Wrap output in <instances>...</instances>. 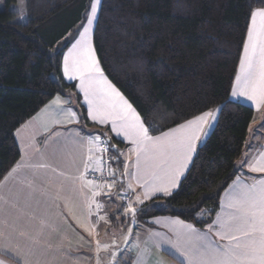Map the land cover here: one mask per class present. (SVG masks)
I'll list each match as a JSON object with an SVG mask.
<instances>
[{
    "label": "trees",
    "instance_id": "obj_1",
    "mask_svg": "<svg viewBox=\"0 0 264 264\" xmlns=\"http://www.w3.org/2000/svg\"><path fill=\"white\" fill-rule=\"evenodd\" d=\"M1 2L0 182L20 158L16 130L55 96L74 92L61 61L91 0H25L23 24L9 9L16 0ZM260 7L262 0H100L92 33L100 69L150 135L219 108L176 190L140 205L136 223L172 217L200 231L211 225L255 118L252 107L229 96L251 12ZM121 166L115 154L118 175ZM122 186H111L115 195ZM116 204L111 222L122 209Z\"/></svg>",
    "mask_w": 264,
    "mask_h": 264
},
{
    "label": "crops",
    "instance_id": "obj_2",
    "mask_svg": "<svg viewBox=\"0 0 264 264\" xmlns=\"http://www.w3.org/2000/svg\"><path fill=\"white\" fill-rule=\"evenodd\" d=\"M259 24L258 18L257 27ZM247 41L248 31L230 95L236 77L239 75L243 78L241 59L245 56ZM63 61L62 58V79L66 83L77 84L75 79L65 76ZM116 91L120 94L117 89ZM104 93L108 96V93ZM73 95L72 92L65 97L55 96L15 132L20 158L0 182V245L6 246L11 253L0 254V261L4 264H18V260L19 264H96V242L101 239L99 229L102 225L99 218L103 216L110 221L109 213L114 208L110 205L105 207L102 201L105 197L112 199V195H115L114 187L105 186L97 192V188L88 183L90 180L86 172L95 167L97 160V134L106 136L112 154L121 158V176L125 179L123 187L127 188L124 193L131 195L130 201L134 192L128 187L129 176H133L132 184L142 190L135 166L136 145L130 138L116 135L111 130V119L99 123L87 116L86 119L82 117L79 107L73 102ZM111 95L108 96L109 100L122 106L120 98H125L121 94L119 97ZM57 98L59 101L54 103ZM237 98L234 100L239 102L240 99ZM69 113H75V119ZM96 124L104 126V129H93ZM250 130L251 136L247 138L246 148L237 161L238 176L223 193L211 225L200 231L191 224L172 217H155L149 219L147 224L137 223L132 240L136 251L127 264H137L141 257L144 264H188L187 259L177 251V247L188 251L192 243L199 242L198 238L211 242L214 247L235 243L217 235L220 231L217 221L231 211L228 208L230 198L240 188L264 181V172L252 171L250 167L264 161V125L254 118ZM113 140L122 143L121 146L118 145L119 149H116L117 145H113ZM132 150L134 152L131 155ZM115 171L117 172L116 168ZM185 173L186 170H182L176 187L170 189V194L176 190ZM153 196L145 199L140 194L143 202L137 208L146 201L168 195L157 192L154 198ZM96 204L102 206L100 213ZM186 225H191L192 229H188Z\"/></svg>",
    "mask_w": 264,
    "mask_h": 264
},
{
    "label": "snow or ice",
    "instance_id": "obj_3",
    "mask_svg": "<svg viewBox=\"0 0 264 264\" xmlns=\"http://www.w3.org/2000/svg\"><path fill=\"white\" fill-rule=\"evenodd\" d=\"M264 2V0H262ZM24 0H21L23 7ZM99 0H94L91 4V14L86 17L88 25H91L96 15L97 4ZM260 24L257 27V19ZM252 26L248 29V42L245 44V56L241 59V71L243 78L237 76V86L233 88V96H243L248 100L254 101L259 107L264 104V7L256 8L251 12ZM83 27V25H82ZM90 29L84 27L80 33V39L76 41L74 52L78 50V59H74L71 63L69 57L64 59V74L69 79L79 78L80 89L85 94L86 102L89 104L88 115L99 123H104L111 119L112 131L116 135H124L130 138L131 142L136 145L137 168L139 169L141 155L151 152L160 161V164L167 165L169 158L179 155L184 156L185 163L175 169V175L167 182L162 183H145L144 198H149L157 192L164 195H170V189L176 187V180L182 172V168L186 166V161L191 153L195 150V142L199 139V132L202 125L207 121L208 117L215 119L213 112H206L201 116H197L185 124L179 126V129L173 130V133L180 131L182 135L175 140L167 143H161V138L149 136L148 129L140 121L138 115L131 108L127 101L123 102V107L116 104H110L105 107L94 106V97L96 90L92 87L94 83L103 82L107 85L111 94L119 97L116 89L103 79V73L99 63L96 60L93 49L88 42V33ZM70 55H72L70 53ZM257 57L259 64L257 65ZM99 74V75H97ZM242 82V83H241ZM123 99L122 97L120 98ZM57 101L54 103H57ZM75 119V113H69ZM119 129V130H118ZM164 137L171 135L163 134ZM151 146V147H149ZM159 167V165H157ZM252 171L264 172V161L256 166H250ZM114 175V173H113ZM88 183H92L89 181ZM129 189L132 185H128ZM96 193H93L95 195ZM143 201L138 196L135 203ZM95 203V201H93ZM101 205L96 204L97 210ZM228 208L231 211L225 214V217L219 219L220 231L217 235L221 239L227 238L230 245L223 247H214L211 242L198 238V243H192L188 251H184L177 247V251L184 256L188 264H264V181L251 186L240 188L236 194L230 198ZM91 213V205H89ZM136 209L133 202H129L126 208V214L131 213L135 216ZM100 220H104L101 216ZM188 229H192L191 225H186ZM194 231V230H193ZM99 247V241L97 242ZM0 254L10 255V250L6 246L0 245ZM0 264H4L0 261ZM19 264V260H18ZM137 264H144L143 258H138Z\"/></svg>",
    "mask_w": 264,
    "mask_h": 264
},
{
    "label": "rangeland",
    "instance_id": "obj_4",
    "mask_svg": "<svg viewBox=\"0 0 264 264\" xmlns=\"http://www.w3.org/2000/svg\"><path fill=\"white\" fill-rule=\"evenodd\" d=\"M93 2H94V0H91V3L89 5V9L86 13V17L91 14V4ZM99 6H100V0H99V3L97 4L96 15H95V18L93 19L92 24L88 25L87 19H85V22L83 23V27L81 26V28L79 29L76 38L71 42L69 47L63 53V57H62L63 60L65 59V57H69V62L71 63L74 59L79 58V56L77 54L78 50L76 52H74L73 50H74V46L76 45V41L80 39V33L83 32L84 27H88L90 29V31L88 33V42L90 43L91 48L94 51L93 42H92V33H93L94 26H95L96 18L98 15ZM3 8H4V6L0 0V11L3 10ZM9 9L17 14V16L15 18L16 23L23 24L26 22L25 0L23 3V7L21 6V0H16V2L9 7ZM70 53L72 55H70ZM94 54H95V52H94ZM95 57H96V55H95ZM96 60H97V58H96ZM240 73H241V71H240ZM97 75H99V74H97ZM103 79L106 80L107 82H109L104 74H103ZM75 80H76L77 84H75L76 89L73 92V94H74L73 95V99H74L73 102H74V104L77 105V107H79L78 108L79 114L81 116L83 115L85 117V119H86V116L89 119H91L88 115L89 104L86 102L84 92L81 91V89H80V80L78 77L75 78ZM109 84H111V83L109 82ZM105 85L106 84H104L103 82L94 83L92 85V87L96 90V95L93 98L94 99V106L105 107V106H108L110 104L118 105L119 103L114 102L113 100L112 101L109 100V97H111L112 95L109 93L110 91L105 87ZM235 86H237V80L235 81L234 87ZM104 92L108 93L109 97L106 96ZM230 96H231L230 100H232V101L234 99H236L237 97H239L237 99H240V101H243L245 103V105L251 106L254 109L255 118L258 119V121H259V123H261V125H264V110H263L264 104H260L259 107H257V105L254 101L248 100L246 97L239 96V95L238 96L230 95ZM124 100H121V101L124 102ZM240 103H242V102H240ZM123 106L124 105L122 104L121 107H123ZM86 111H87V114H86ZM218 111H219L218 107H215V108L207 111V112H213L215 115V119H212V117H208L207 121L202 125V129L199 132V139L195 142V150L191 153L190 157L187 159L186 166H184L182 168V170L187 171V169L190 166V163L192 161V158L196 152V149L205 141V139L207 138L209 133L214 128V125H215L216 120H217ZM135 114L138 115L137 113H135ZM138 117H139V115H138ZM139 119H140V117H139ZM91 120L98 122V120H93V119H91ZM106 121H108V120H106ZM140 121H141V119H140ZM83 122H85V120H83ZM185 123H183V124H185ZM99 125L100 124H96L95 127H93V129H96L97 127H99L96 130L102 131V129H104L103 128L104 126H101V125L99 126ZM179 126L180 125L175 126L172 129H170L164 133H161L159 135L153 136V135L149 134V136L153 137V139L159 137V138H161V140H160L161 143H167L170 140L178 139L182 135V133L180 131H176L173 133V130L179 129ZM249 132H251V130ZM165 133H170L171 135H169L168 137H164L163 134H165ZM248 136H251V133H249ZM149 147H151V146H149ZM116 149H119V147ZM132 152H134V150H132L130 152L131 155H132ZM136 161H137V158L135 159V162ZM184 163H185V160H184L183 155H179L176 157L169 158L168 164L164 165V164H160L159 159L157 157H155L151 152H149L146 155L142 154L139 169L137 168V163H135L138 181L141 182V184H142V190H140L139 188H137V186L132 184L133 183V176L132 177L129 176V184L132 185V188L130 190L132 192H134L133 193V199L130 202H133V207H135L136 211L138 209L137 206L139 205V203H135L137 196H139L140 194L144 196L145 187L143 185L146 182L149 184H151L153 182H155V183L167 182L169 179H171L175 175V169L177 167H180ZM157 165H159V167ZM180 180H179V182H180ZM177 181L178 180H176V182ZM179 182H178V184H179ZM121 191H122L121 193H123V192L127 191V188L122 186ZM121 193H118L117 195H112V199L105 197L102 201L103 205L105 207H107L109 205L113 206L114 208L112 209V211L115 210L116 209V201L120 202V200H121ZM154 195L156 196L157 193ZM155 196H153V198ZM127 205H128V203L126 204V206ZM126 208L127 207L122 208L120 210L119 214L113 215L116 218H118L117 220H115V222L108 221L109 219L105 218V217H104V220H102V225L99 229V234L101 236V239L97 240V242L99 241V247H98V244L96 242V248H97V258L95 259L96 264H127L129 262V259L132 257V255L136 251L135 247H134V243L132 242V240L134 237V232H135V228H136L137 223L135 222L134 216L131 213L126 214ZM111 214H114V211L111 212ZM96 236L98 237L97 233H96L95 237Z\"/></svg>",
    "mask_w": 264,
    "mask_h": 264
},
{
    "label": "built area",
    "instance_id": "obj_5",
    "mask_svg": "<svg viewBox=\"0 0 264 264\" xmlns=\"http://www.w3.org/2000/svg\"><path fill=\"white\" fill-rule=\"evenodd\" d=\"M95 149L97 154L96 165L86 172L87 178L100 192L105 186H116L125 183V179L118 175L114 168V157L106 137L99 134L95 138ZM114 173V175H113ZM130 199L129 194L121 193L122 204H126ZM101 205V204H99ZM100 207L98 213L101 212Z\"/></svg>",
    "mask_w": 264,
    "mask_h": 264
}]
</instances>
